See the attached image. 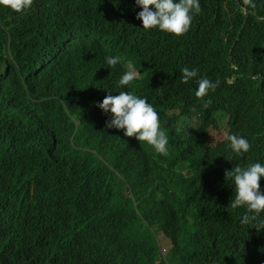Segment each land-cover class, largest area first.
Listing matches in <instances>:
<instances>
[{
	"label": "trees",
	"instance_id": "16d2710c",
	"mask_svg": "<svg viewBox=\"0 0 264 264\" xmlns=\"http://www.w3.org/2000/svg\"><path fill=\"white\" fill-rule=\"evenodd\" d=\"M199 3L180 37L144 30L135 0L0 6V264H264V228L241 223L247 210L230 206L225 177L264 164V0ZM107 56L120 61L110 68ZM130 62L144 71L130 92L158 112L168 155L96 128L90 87L115 81L116 91ZM184 67L199 76L183 83ZM200 77L219 83L203 98ZM63 99L82 120L76 146L63 136L62 122L77 126ZM226 121L249 152L210 142ZM78 198L95 202L100 219L67 209ZM161 213L175 214L177 232H163Z\"/></svg>",
	"mask_w": 264,
	"mask_h": 264
},
{
	"label": "clouds",
	"instance_id": "9594fccd",
	"mask_svg": "<svg viewBox=\"0 0 264 264\" xmlns=\"http://www.w3.org/2000/svg\"><path fill=\"white\" fill-rule=\"evenodd\" d=\"M135 3L142 9L137 13L136 18L142 21L144 30L159 29L176 37L185 35L190 30L194 16L202 12L199 0H135ZM244 3L251 4V0H244ZM33 4L34 0H0V6L10 8L15 13L30 10ZM105 60L107 65L113 68L119 63L120 58L107 56ZM125 69L126 71L119 79L116 91H112L115 88V81L111 88L90 87L89 95L96 99L94 104L100 114H96L94 117L96 128L102 129L106 124L107 128L122 129L126 136L124 141L131 140L139 145L142 144L138 141H146L158 153L168 155L169 140L166 131L161 129L158 112L149 103L147 97L140 96V98L130 92V82L144 75V71L142 74L131 62L126 64ZM181 72L183 83H188L199 76L198 69L195 68L190 70L188 67H184ZM196 83L198 88L195 95L198 98L206 97L219 86L218 82H213L206 77H200ZM210 104L211 100H208L207 105ZM61 106L67 118L76 120L75 128L62 122L63 136L73 146H76L82 120L74 114L73 102L63 99ZM78 107L81 111L87 109L84 105H78ZM225 139L229 142L228 146L231 151L236 155L242 156L251 148L249 141L242 136L227 134ZM225 177L232 178L235 186V198L230 201V206L233 209L243 207L247 210L241 223L252 224V227L257 230L264 228V221H260L259 224L253 223L258 220L261 213H264V193L260 188L261 177H264V164L254 163L247 167L236 166L230 171L226 170ZM67 209L83 216L88 215L93 220L100 219L98 206L92 200L85 201L78 198L74 203L68 204ZM160 219L166 223L164 229L169 224L176 222L178 225L179 223L175 214L161 213ZM164 229L163 232H165Z\"/></svg>",
	"mask_w": 264,
	"mask_h": 264
},
{
	"label": "rangeland",
	"instance_id": "374dc122",
	"mask_svg": "<svg viewBox=\"0 0 264 264\" xmlns=\"http://www.w3.org/2000/svg\"><path fill=\"white\" fill-rule=\"evenodd\" d=\"M227 130H228L227 121L222 126H219L217 128H211V130H210V142L215 144L218 141H225L226 140L225 136L227 135ZM177 230H178V225L176 222L167 225L164 229L165 233H169V234H174L175 232H177ZM160 238H161L162 253L166 254L168 248L170 247V243H169L168 239L163 234L160 236Z\"/></svg>",
	"mask_w": 264,
	"mask_h": 264
},
{
	"label": "bare ground",
	"instance_id": "6f19581e",
	"mask_svg": "<svg viewBox=\"0 0 264 264\" xmlns=\"http://www.w3.org/2000/svg\"><path fill=\"white\" fill-rule=\"evenodd\" d=\"M136 257V256H135Z\"/></svg>",
	"mask_w": 264,
	"mask_h": 264
}]
</instances>
